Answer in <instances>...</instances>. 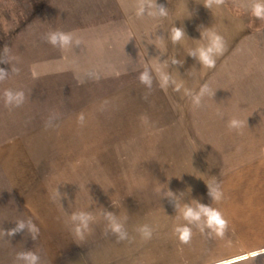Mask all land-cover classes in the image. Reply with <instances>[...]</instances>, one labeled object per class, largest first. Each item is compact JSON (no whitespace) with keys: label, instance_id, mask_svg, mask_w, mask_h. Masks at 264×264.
Instances as JSON below:
<instances>
[{"label":"rangeland","instance_id":"obj_1","mask_svg":"<svg viewBox=\"0 0 264 264\" xmlns=\"http://www.w3.org/2000/svg\"><path fill=\"white\" fill-rule=\"evenodd\" d=\"M156 2L167 16L150 14ZM252 3L0 0V264L29 250L39 264H230L259 250L233 246L244 233L227 223L220 234L192 225L180 241L174 228L185 222L166 196L211 204L224 219L223 196L244 191L261 160L264 98L249 103L236 93L241 80L262 76L243 64L245 48L264 43ZM174 23L187 35L175 44ZM207 27L225 44L212 67L187 56L206 43ZM57 30L73 42L51 45L46 36ZM145 70L151 86L139 79ZM9 90L22 91L23 102L7 104ZM233 118L239 127L228 126ZM211 177L218 200L207 194ZM106 210L123 221L125 239L107 229ZM78 211L93 216L83 236L72 231ZM28 219L35 238L6 233Z\"/></svg>","mask_w":264,"mask_h":264},{"label":"clouds","instance_id":"obj_2","mask_svg":"<svg viewBox=\"0 0 264 264\" xmlns=\"http://www.w3.org/2000/svg\"><path fill=\"white\" fill-rule=\"evenodd\" d=\"M140 11L143 12V8H141ZM150 14L153 16L165 17L168 15V11L163 3L158 4L156 2V4L152 6ZM250 15L252 18L264 21V0H253L250 8ZM185 37H187V35L185 33L184 27H177L174 23L168 33L169 41L175 44ZM203 38L206 40V43L200 44L194 48H190L187 52V56L194 58L202 65L212 67L216 63V58L224 51V39L211 27L206 28ZM46 39L51 45L60 47L68 46L73 42V36L71 33H66L59 30L49 32L46 36ZM172 62L174 64L178 63L176 60H173ZM6 75L7 71L3 68H0V79L5 78ZM162 78L165 82H167L169 79V77L166 75H164ZM139 79L141 83L145 84L146 86H151L152 77L148 70H145L143 73H141ZM4 95L5 102L10 105H19L24 99V94L22 91L9 90L6 91ZM241 123L242 122L240 120L233 118L228 122V126L230 128H237L241 125ZM205 184L207 187V194L211 200L220 199L221 192L219 185L215 183V177H211L210 181ZM57 193L60 194L58 190ZM166 196L172 203L175 213H178L185 222L183 224H178L174 228V232L180 241L187 242L190 240L192 235V225H195L201 230L207 228L216 232L217 234L222 233L226 222L222 218L220 211L216 208H213L211 204L206 205L201 203L198 199H192L187 203H180L176 199V194L170 190L166 193ZM105 218L107 220V229L115 234L118 239L123 240L127 237V231L125 230L124 223L121 218H119L115 213L107 210L105 211ZM92 220L93 216L90 212L78 211L72 213L71 221L73 225V233L77 236H83V234L89 229V225ZM137 230L144 238H150L152 234V229L148 224H141ZM21 231H28L30 234H32L33 238H35L39 233V229L31 219L26 221L18 220L15 223V226L7 230L6 233L12 237ZM15 260L17 261V264H39L40 257L36 253L29 250L18 252L15 256ZM219 264H226V262L221 261Z\"/></svg>","mask_w":264,"mask_h":264},{"label":"crops","instance_id":"obj_3","mask_svg":"<svg viewBox=\"0 0 264 264\" xmlns=\"http://www.w3.org/2000/svg\"><path fill=\"white\" fill-rule=\"evenodd\" d=\"M253 1V0H252ZM251 7V4H246ZM260 32L249 31L248 35L259 34ZM261 34L264 40V32ZM263 47L245 48V58L243 59L244 69L247 72L256 71L262 73L261 79L247 78L241 80L238 85V92L244 97L246 102H254L264 98V43ZM235 96V93L231 94ZM238 97L234 99L237 102ZM263 154L260 162H256L247 170L245 176V190L236 192L230 197L223 196V216L225 222L231 227L233 232L244 233L237 235L233 240V246L243 248H256L259 250L251 252L249 255L236 256L230 264H264V144ZM255 165V166H254ZM241 181L239 180V183ZM226 200H229L228 202Z\"/></svg>","mask_w":264,"mask_h":264}]
</instances>
